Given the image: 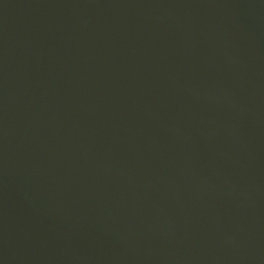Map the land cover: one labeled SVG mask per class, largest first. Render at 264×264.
I'll return each instance as SVG.
<instances>
[{
    "label": "water",
    "instance_id": "95a60500",
    "mask_svg": "<svg viewBox=\"0 0 264 264\" xmlns=\"http://www.w3.org/2000/svg\"><path fill=\"white\" fill-rule=\"evenodd\" d=\"M0 264H264V0H0Z\"/></svg>",
    "mask_w": 264,
    "mask_h": 264
}]
</instances>
